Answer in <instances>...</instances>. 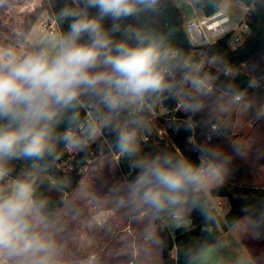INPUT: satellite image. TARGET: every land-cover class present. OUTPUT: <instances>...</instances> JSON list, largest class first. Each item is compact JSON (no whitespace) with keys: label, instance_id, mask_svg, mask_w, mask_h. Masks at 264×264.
I'll return each instance as SVG.
<instances>
[{"label":"clouds","instance_id":"clouds-1","mask_svg":"<svg viewBox=\"0 0 264 264\" xmlns=\"http://www.w3.org/2000/svg\"><path fill=\"white\" fill-rule=\"evenodd\" d=\"M159 5L160 0H70L50 30L0 43V264H65L69 237L38 190L41 163L59 159V145L85 151L105 131L115 135L135 174L110 188L106 198L94 199L86 223L111 231L104 215L109 209L134 220L189 208L207 216L201 195L222 181L229 163L221 150L195 146L199 163L141 155L138 114L176 87L177 52L141 23ZM200 72L193 65L184 76L194 93L186 107L193 112L202 107L198 98L212 91L211 79ZM20 159L33 161V170L12 178L10 162ZM145 240H152L151 232ZM234 264L251 261L241 256Z\"/></svg>","mask_w":264,"mask_h":264},{"label":"trees","instance_id":"trees-1","mask_svg":"<svg viewBox=\"0 0 264 264\" xmlns=\"http://www.w3.org/2000/svg\"><path fill=\"white\" fill-rule=\"evenodd\" d=\"M222 1L196 0L195 4L205 14H211L220 8ZM240 1L249 7L247 22L251 29L250 36L235 49L228 47L226 39L218 40L209 48L210 55L216 60V66L211 68V72L218 75L215 89L234 98L239 96L240 99L235 98V102L251 100L256 90L253 85L254 78H261L264 83V0ZM69 3L70 0H43L42 5L29 16L25 31L31 29L43 10L48 8L54 18ZM141 23L162 36L166 44L178 54L173 70L176 87L171 92L163 93L158 99L148 101L156 111L161 107H167L171 111L157 116H152L146 111L138 114L143 121L138 132L141 155L170 154L178 158L187 157L199 163V153L195 146L217 147L220 134H232L236 105L225 116H219L210 109H200L196 112H185L182 109L174 111L178 102L176 91L183 84L182 72L186 69L183 65H188L191 56L197 58L196 55H192L193 46L185 30L184 18L174 0H160L158 11L143 15ZM60 27L66 30L67 23L61 24ZM254 57H259V62L249 72L245 64ZM189 99L191 102V97ZM214 124L215 129L212 128ZM104 134L110 143L100 138L79 153L65 151L63 145H59L58 150L62 153L60 158L41 163L43 170L38 176V190L50 200V210L53 213H59L66 199L55 194L52 191L53 187L69 195L82 178V167L87 164L88 159L109 149L119 153L115 135L107 131ZM191 136L194 138L193 142L188 140ZM33 163L24 159L11 161L12 178L25 174L27 169L32 168ZM119 166L127 175V179L135 174L130 159L120 155ZM210 194L212 197L226 198L229 201L230 207L224 216L212 207V199L205 192L201 195L200 202L205 205L207 216L195 209L180 210L181 220H189L190 223L178 226L173 233L162 225L170 213L156 218L155 224L163 254L162 264H189L206 248L220 241L224 233L244 217H248L264 237L263 186L224 181L212 187ZM173 250L175 255L172 254Z\"/></svg>","mask_w":264,"mask_h":264},{"label":"rangeland","instance_id":"rangeland-1","mask_svg":"<svg viewBox=\"0 0 264 264\" xmlns=\"http://www.w3.org/2000/svg\"><path fill=\"white\" fill-rule=\"evenodd\" d=\"M174 2L179 7L184 20L191 18L196 8V0H174ZM42 3L43 0H0V43H14L29 35H39L47 31L41 22L51 23L53 16L48 8L42 11L31 29L28 32L25 31L29 16ZM221 6L235 17L244 15L247 9L240 0H223ZM258 62L259 57H254L245 64V67L250 72ZM258 83L259 79L256 78L254 84L257 87H259ZM198 99L202 103L201 109H210L219 116H225L234 105L237 107L239 102L244 101L235 102L232 95L217 89L212 90L208 96ZM189 100L182 109L190 111L186 107ZM259 120V124L264 123V119ZM257 122L247 128L240 123L235 128L234 119L232 134H220L217 148L229 158V163L222 181L216 185L224 181H235L242 185L264 187V128L258 127ZM214 126L216 127V124L212 126L213 129H215ZM108 143H110L109 140ZM234 147L238 151H234ZM119 158L120 153L112 149L102 151L88 159L87 164L82 167L83 176L72 193L67 195L55 187L52 188L55 194L66 198L63 208L57 214L59 220L66 225V235L69 237L65 264L163 263L161 239L155 218L145 217L142 220H134L123 210L109 209L104 215L109 219L111 231L86 223L90 214L95 212L93 200L106 198L110 188L120 185L127 179V175L119 166ZM32 170L33 168H29L26 173ZM211 188L206 194L213 199L210 194ZM221 200L222 207L219 213L224 216L230 203L226 198ZM76 213H79V219L73 220V215ZM178 215H181L180 210ZM182 224L183 222L172 214H169L162 222V225L171 233ZM149 232L152 233V240L146 241L145 235ZM202 253L206 255V259L201 258ZM202 253L191 263L234 264L237 258L247 256L251 264H264V237L254 223L248 217H244L231 226L220 241L212 244ZM172 254L175 255L174 250Z\"/></svg>","mask_w":264,"mask_h":264},{"label":"built area","instance_id":"built-area-1","mask_svg":"<svg viewBox=\"0 0 264 264\" xmlns=\"http://www.w3.org/2000/svg\"><path fill=\"white\" fill-rule=\"evenodd\" d=\"M249 7L247 6L244 15L235 17L230 15L228 11L220 6V8L211 14H205L197 7L193 10V15L188 20H184L185 30L190 43L193 46L192 55H196L197 58L192 56L188 59V68L193 65H198L201 69V76H207L211 79V88L214 90L216 88V81L218 78L217 74L211 72V68L215 67L216 60L209 53V48L215 44L220 39H226V43L229 48L235 49L240 44H242L251 34L250 26L247 22V11ZM47 31L51 29V23H43ZM186 68L182 72L183 84L181 88L176 91V96L178 97V102L174 111L182 109L183 105L188 101V99L194 94L190 85L184 81L185 73L188 71ZM175 74L173 75V77ZM240 99L239 96L235 97ZM185 112H188L182 109ZM148 112L152 116L164 115L171 111L167 107H161L159 111L153 109L149 102L146 103V107L142 112ZM141 112V113H142ZM140 114V113H139ZM215 128V126H214ZM100 138H104L108 143V139L103 133L95 141ZM189 142H193V136L189 137ZM110 147V144L108 145ZM222 198L213 197L212 207L216 209L219 213V209L222 207ZM176 218L181 220V215H174ZM183 224H189V220H181Z\"/></svg>","mask_w":264,"mask_h":264},{"label":"crops","instance_id":"crops-1","mask_svg":"<svg viewBox=\"0 0 264 264\" xmlns=\"http://www.w3.org/2000/svg\"><path fill=\"white\" fill-rule=\"evenodd\" d=\"M257 79H259V83H258L259 87H257V85L254 84V80H256V78H254L253 85L256 87V90L253 93L251 100L248 102L241 101L239 102V105L236 107V118L234 125L235 128L240 123L245 128H247V126L253 125L256 121H258L257 122L258 127L261 128V126H263L264 128V123L259 124L260 122L259 119L262 120L264 119V83L262 82L261 78H257ZM258 113L259 115H257ZM191 262L189 264H193Z\"/></svg>","mask_w":264,"mask_h":264}]
</instances>
